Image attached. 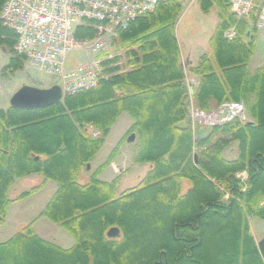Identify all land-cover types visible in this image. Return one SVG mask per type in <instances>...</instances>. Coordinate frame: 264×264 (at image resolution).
Wrapping results in <instances>:
<instances>
[{
  "label": "trees",
  "instance_id": "1",
  "mask_svg": "<svg viewBox=\"0 0 264 264\" xmlns=\"http://www.w3.org/2000/svg\"><path fill=\"white\" fill-rule=\"evenodd\" d=\"M199 3L205 12L216 7L219 20L211 51L195 66L184 65L176 34L186 7L182 0L162 1L118 30L116 55L101 52L97 86L44 108H0V226L12 203L52 180L57 189L39 217L75 240L62 247L30 222L0 241V264H205L198 255L224 227L230 229L222 264H264L249 221L264 219V63L250 69L258 29L232 12L229 0ZM231 27L233 38L226 35ZM94 32L80 26L76 35ZM17 40L0 18V46L10 54L3 74L25 66ZM227 102L243 104L247 118L193 128L191 105L213 111ZM123 113L139 142L134 160L149 165L138 185L118 193L120 177L109 181L99 173L127 134L93 171L91 163ZM233 144L237 155L229 158ZM32 174H41L42 183L10 196L16 179ZM185 181L190 187L183 193ZM112 227L119 235L108 236Z\"/></svg>",
  "mask_w": 264,
  "mask_h": 264
},
{
  "label": "built area",
  "instance_id": "2",
  "mask_svg": "<svg viewBox=\"0 0 264 264\" xmlns=\"http://www.w3.org/2000/svg\"><path fill=\"white\" fill-rule=\"evenodd\" d=\"M168 0H5L0 18L18 35L15 52L25 57L27 67L56 81L64 94L97 86L101 73L98 55L111 45L118 30L133 19ZM190 6L200 0H182ZM231 11L245 19L251 29H264V0H229ZM94 29L92 37L79 38L78 27ZM226 35L233 38L236 28ZM93 54L88 62L68 67L73 50ZM192 82L189 80V83ZM243 104L223 103L205 111L191 105L193 128L211 127L237 116L246 119Z\"/></svg>",
  "mask_w": 264,
  "mask_h": 264
},
{
  "label": "rangeland",
  "instance_id": "3",
  "mask_svg": "<svg viewBox=\"0 0 264 264\" xmlns=\"http://www.w3.org/2000/svg\"><path fill=\"white\" fill-rule=\"evenodd\" d=\"M218 20V9L216 7H213L209 12H205L202 10L199 2L192 5L188 9H185L181 13L176 26L177 37L181 43L183 51L188 52L187 56L191 57L193 55L191 59L194 61V64L198 59L200 51H211L209 41L216 28ZM116 46L117 43L115 41L112 42L111 45L103 52V55H116L114 51ZM8 56L9 53L0 46V108H8L11 105L12 96L25 85L47 88L46 86H49L50 84H56V81L45 74L29 69L26 64L23 69L13 73L7 72L3 74L2 68L8 62ZM92 57H94L93 54L76 49L68 54L67 65L68 67H73L76 64L88 62ZM97 57L98 59L100 58L102 62L103 56L100 57V55H98ZM263 63L264 29H260L257 32V47L255 54L250 61V69L253 71L258 66L263 65ZM187 75H189L187 79H194L190 73L187 72ZM245 115L248 116L247 112ZM131 121L132 119L128 113H123L119 117L96 159L98 162L106 160L112 149L117 146V144L122 141L123 136L127 134L124 142L120 145L119 152L114 157L112 162L99 173V177L104 180H112V178H115L116 175L120 177L117 186L118 193L125 191L129 187L138 185L139 178L144 176L149 165L145 163H137L134 160L139 147V142L136 135L133 141H127V138L132 134L131 132H128V126ZM92 130L93 129L90 128V132L94 133L95 131ZM237 148V144L231 145L227 148L226 155L229 158L235 157L238 151ZM114 160H117L118 162L116 167L115 162L113 163ZM111 164L112 166H110ZM85 173L81 175L83 180L87 177V174ZM32 175L35 176H30V178L24 177V179H16L14 186L16 184L15 187H17L18 191L14 192V197H18L20 193L30 190L32 186L36 184H40V178H42V175ZM238 176L243 181L247 178L246 173H240ZM189 187V182L185 181L183 193H185ZM53 192L52 184H48L46 187L41 188L31 196H28L17 203L11 204L6 222L4 225L0 226V241L10 238L16 232L20 231L24 225L34 222L36 232L40 236L52 240L62 247H71L75 240L70 234H68V232H66L59 225L48 220L46 217H39L40 212L50 200ZM10 196H12L11 193ZM249 221L252 232L258 243L264 237V219L253 216L249 218ZM229 229V227H224L219 232L215 231L216 233H214L218 238L216 237L213 239L214 237H209L210 243L207 244L204 251L198 255V259L200 261H203L205 264H222L223 256H221L220 250L227 248L229 244L223 240L225 234L229 232ZM229 240L230 239H228V241Z\"/></svg>",
  "mask_w": 264,
  "mask_h": 264
},
{
  "label": "water",
  "instance_id": "4",
  "mask_svg": "<svg viewBox=\"0 0 264 264\" xmlns=\"http://www.w3.org/2000/svg\"><path fill=\"white\" fill-rule=\"evenodd\" d=\"M62 99L63 92L59 85H53L49 88L25 85L12 96L11 105L23 108H44L59 103ZM134 139L135 134L133 133L127 138V141L131 142ZM119 233V228L112 227L107 234L109 237H115ZM258 247L264 257V237L258 242Z\"/></svg>",
  "mask_w": 264,
  "mask_h": 264
},
{
  "label": "crops",
  "instance_id": "5",
  "mask_svg": "<svg viewBox=\"0 0 264 264\" xmlns=\"http://www.w3.org/2000/svg\"><path fill=\"white\" fill-rule=\"evenodd\" d=\"M188 9V8H187ZM177 34V33H176ZM178 38V37H177ZM178 41H179V39H178ZM179 45H180V48H181V55H182V60H183V63H184V65L186 66V68L188 69V68H191V67H193V66H195L196 64H197V62H198V60H199V57L202 55V54H204V53H207V51L205 52V50H203V52H199V54H198V59H197V61L195 62V64H194V61L191 59L192 58V56L191 57H188L187 56V54H188V52H184L183 51V49H182V46H181V43H180V41H179ZM209 52V51H208ZM192 54V53H191ZM10 57V55L8 56V58ZM7 64V63H6ZM5 64V65H6ZM259 67V66H258ZM192 78H194L195 79V76H192ZM49 86H51V84L49 85ZM49 86H46V87H49ZM132 124V121H131V123H130V125ZM130 125L128 126V127H130ZM127 132V131H126ZM125 134V133H124ZM97 156H98V153H97V155L95 156V158L93 159V161H92V163H91V166H92V171L94 170V169H96V167L100 164V163H102V162H98V161H96V159H97ZM115 162V167L117 166V164H118V162H117V160H114L113 161V163ZM110 166H112V164L110 165ZM91 171V172H92ZM31 177L32 176H35V175H30ZM30 176H27L26 178H30ZM37 176V175H36ZM115 177H117V175L115 176ZM25 178V179H26ZM39 178V177H38ZM22 179H24V178H22ZM41 179V182H40V184L42 183V181L44 180V178H43V176H42V178H40ZM114 178H112V180H113ZM26 180H28V179H26ZM32 180V179H31ZM33 181V180H32ZM110 181V180H109ZM30 184H32V183H30ZM40 184H36V185H34V186H32V188L33 187H35V186H39ZM48 184H52V187H53V191L55 192L56 191V189H57V183L55 182V181H52V180H49V181H47V182H45L42 186H41V188H44V187H46ZM15 186H16V184H15ZM14 186V188H13V191H12V196H13V194H14V192H16V191H18L17 190V187H15ZM40 188V189H41ZM39 189V190H40ZM38 190V191H39ZM53 192V193H54ZM53 195V194H52ZM14 197V196H13ZM28 197V196H27ZM26 197V198H27ZM25 199V198H24ZM21 200H23V199H21ZM21 200H19V201H21ZM19 201H16V202H14V203H17V202H19ZM13 204V203H12ZM10 209V208H9ZM8 215H9V211H8ZM8 218V217H7Z\"/></svg>",
  "mask_w": 264,
  "mask_h": 264
}]
</instances>
